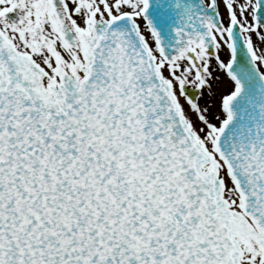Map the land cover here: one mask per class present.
I'll use <instances>...</instances> for the list:
<instances>
[{
  "label": "snow or ice",
  "instance_id": "snow-or-ice-1",
  "mask_svg": "<svg viewBox=\"0 0 264 264\" xmlns=\"http://www.w3.org/2000/svg\"><path fill=\"white\" fill-rule=\"evenodd\" d=\"M0 264H264V0H0Z\"/></svg>",
  "mask_w": 264,
  "mask_h": 264
}]
</instances>
